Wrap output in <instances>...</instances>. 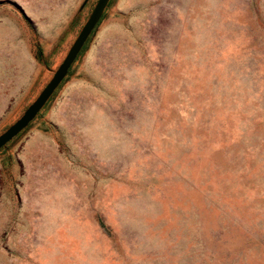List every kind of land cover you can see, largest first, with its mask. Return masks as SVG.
<instances>
[{
	"label": "rangeland",
	"instance_id": "obj_1",
	"mask_svg": "<svg viewBox=\"0 0 264 264\" xmlns=\"http://www.w3.org/2000/svg\"><path fill=\"white\" fill-rule=\"evenodd\" d=\"M96 0H0V133ZM0 264H264V0H108L0 148Z\"/></svg>",
	"mask_w": 264,
	"mask_h": 264
},
{
	"label": "water",
	"instance_id": "obj_2",
	"mask_svg": "<svg viewBox=\"0 0 264 264\" xmlns=\"http://www.w3.org/2000/svg\"><path fill=\"white\" fill-rule=\"evenodd\" d=\"M85 1V0H84ZM108 0H96L86 20L80 27L74 40L67 49L61 62L58 64L56 69L53 71L51 77L44 84L41 90L38 92L36 97L26 106L21 115L7 128L0 133V148L7 143L12 137L20 132L36 115L40 108L47 101L49 96L52 94L54 89L61 82L65 76L71 63L74 61L76 55L80 51L83 43L87 39L88 35L98 22L104 7Z\"/></svg>",
	"mask_w": 264,
	"mask_h": 264
}]
</instances>
